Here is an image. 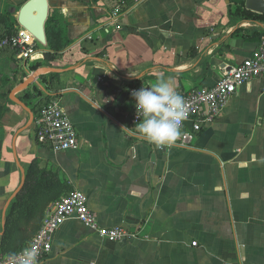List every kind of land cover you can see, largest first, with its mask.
Instances as JSON below:
<instances>
[{
    "label": "crops",
    "instance_id": "obj_1",
    "mask_svg": "<svg viewBox=\"0 0 264 264\" xmlns=\"http://www.w3.org/2000/svg\"><path fill=\"white\" fill-rule=\"evenodd\" d=\"M47 1L66 20L70 42L37 68L30 85L59 102L77 148L53 151L38 142L36 119L14 102L6 104L0 121V232L2 210L20 184V165L28 181L23 197L40 192L38 186L50 189L54 178L64 181L69 191L86 195L99 226H121L133 235L111 242L71 216L39 264H264L261 79L239 86L188 148L158 150L121 129L135 127L131 88L164 79L181 95L210 86L250 56L264 39L263 12L246 8V0H134L123 9L110 0ZM36 60H42L39 49L28 62ZM29 63H16L26 78L34 72ZM43 173L45 181L36 185L32 179ZM42 193L26 203L44 205L45 216L51 202L45 204Z\"/></svg>",
    "mask_w": 264,
    "mask_h": 264
},
{
    "label": "built area",
    "instance_id": "obj_2",
    "mask_svg": "<svg viewBox=\"0 0 264 264\" xmlns=\"http://www.w3.org/2000/svg\"><path fill=\"white\" fill-rule=\"evenodd\" d=\"M118 15L119 10H114L112 12L113 20L116 21ZM262 15L264 19V11ZM7 42L18 49L16 58L20 57L21 61H32L37 57L36 40L19 25L15 35L9 41H3V43ZM254 78L264 82V39L250 56L238 65L229 68L210 86L193 88L181 94L185 102L186 115L180 122L179 134L171 144L159 147L151 145L158 150L190 147L194 135L200 130L202 123L214 119L226 106L236 89ZM141 87L145 86L133 87L130 93L139 90ZM131 115L135 125L139 122V114L137 117L135 106ZM35 137L38 142L48 143L53 151L77 148L73 125L56 100H51L41 108L36 118ZM71 216H74L83 226L94 230L100 237L111 242H120L133 236L121 226H99L96 215L88 205L86 195L80 190L74 189L64 197L49 204L39 228L22 249L31 248L37 254L39 264L51 250L55 231L65 219ZM192 245H195V242H192ZM0 264H13L10 255H0Z\"/></svg>",
    "mask_w": 264,
    "mask_h": 264
},
{
    "label": "trees",
    "instance_id": "obj_3",
    "mask_svg": "<svg viewBox=\"0 0 264 264\" xmlns=\"http://www.w3.org/2000/svg\"><path fill=\"white\" fill-rule=\"evenodd\" d=\"M110 1L115 3V5H119L121 3L124 4L121 6V9H123L128 7L134 0ZM21 4L14 6L15 12H12L10 7L7 5L3 9H0V62L14 64V67L9 69V73L0 69V100L4 102V104L0 105V121L3 114L8 110L6 104H13V102L9 99L10 91L13 89L16 83H21L27 76V73L24 71V69L16 64V55L18 54V49L12 47L8 42L3 43L5 40L9 41L16 33L17 22L15 14ZM66 27L67 23L64 17L57 11L49 9L48 17L44 24L46 44L41 45L37 41L35 42L36 48L41 50L42 60H36L31 63L28 62L29 60H26L25 63H29L27 65L29 71L37 70V68L43 63H48L61 54V52L70 42ZM40 81H43L44 85H46L44 88H47L48 80L41 76ZM17 95L18 98L30 108L34 119L37 118L41 108L51 101L50 96L44 94L36 84L27 86L26 88L17 92ZM3 165L4 162L2 161L0 152V168ZM45 175L46 174L43 173V175L33 178L32 181L34 180L35 184L39 185L40 182L45 181ZM27 183L28 181L25 179L22 190L15 197H13L9 208L6 211L4 233L0 236V253L2 255H11L25 247L31 240L28 238L29 234L34 235L38 229V224L43 219L44 215L42 216V210L44 205L38 206L37 203L34 204V202L26 203L28 199L32 200L35 194L43 191L44 193H42V198H46L45 204L47 202L53 203L67 195L69 192L68 186L64 181L55 182L54 178L50 184L46 185V187L53 188L52 190L51 188L46 190L45 187L38 186L43 188L40 192L33 191L32 194H26V196L24 195L23 197L21 193H23ZM35 211L36 214L33 218V223H29V225L28 221ZM21 225L24 226L23 230L20 229Z\"/></svg>",
    "mask_w": 264,
    "mask_h": 264
},
{
    "label": "clouds",
    "instance_id": "obj_4",
    "mask_svg": "<svg viewBox=\"0 0 264 264\" xmlns=\"http://www.w3.org/2000/svg\"><path fill=\"white\" fill-rule=\"evenodd\" d=\"M131 95L139 122L134 128L122 126L121 129L129 136L158 147L171 144L179 134L180 122L186 115L184 98L164 79L151 87H141ZM10 260L13 264H38L37 254L31 248L11 254Z\"/></svg>",
    "mask_w": 264,
    "mask_h": 264
},
{
    "label": "water",
    "instance_id": "obj_5",
    "mask_svg": "<svg viewBox=\"0 0 264 264\" xmlns=\"http://www.w3.org/2000/svg\"><path fill=\"white\" fill-rule=\"evenodd\" d=\"M1 6V1H0ZM246 8L254 9L258 13H262L264 10V0H246ZM49 5L47 0H25L17 14L15 16L17 24L25 29L39 44L45 45V33H44V24L48 17ZM40 70H36L33 74H30L25 80L15 86L9 93V99L15 104L19 105L23 109L27 110L30 114V119H33V114L31 110L16 96L15 93L21 91L30 85L35 77L39 74ZM19 170L21 172L20 184L14 193L10 196L7 203L5 204L2 210V228L5 226V212L9 201L21 190L24 183V170L19 165ZM3 234V230L0 232V236Z\"/></svg>",
    "mask_w": 264,
    "mask_h": 264
},
{
    "label": "rangeland",
    "instance_id": "obj_6",
    "mask_svg": "<svg viewBox=\"0 0 264 264\" xmlns=\"http://www.w3.org/2000/svg\"><path fill=\"white\" fill-rule=\"evenodd\" d=\"M19 1H22V0H1V9H3L4 7H6V5L7 6H9L10 7V10L12 11V12H15V10H14V6H17L18 4V2ZM20 8V7H19ZM19 8H18V10H19ZM17 10V11H18ZM17 13V12H16ZM16 15V14H15ZM17 27H18V24H17ZM20 61H21V59H20V57H17V63H20ZM1 63V62H0ZM1 67H3V64H0V68ZM3 70H5L7 73H9V70H7L6 68H4L3 67ZM4 71V72H5Z\"/></svg>",
    "mask_w": 264,
    "mask_h": 264
},
{
    "label": "bare ground",
    "instance_id": "obj_7",
    "mask_svg": "<svg viewBox=\"0 0 264 264\" xmlns=\"http://www.w3.org/2000/svg\"><path fill=\"white\" fill-rule=\"evenodd\" d=\"M17 14V13H16ZM16 16V15H15Z\"/></svg>",
    "mask_w": 264,
    "mask_h": 264
}]
</instances>
